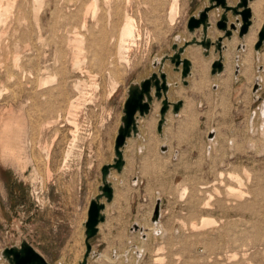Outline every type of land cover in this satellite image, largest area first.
Masks as SVG:
<instances>
[{
    "label": "rangeland",
    "instance_id": "rangeland-1",
    "mask_svg": "<svg viewBox=\"0 0 264 264\" xmlns=\"http://www.w3.org/2000/svg\"><path fill=\"white\" fill-rule=\"evenodd\" d=\"M29 1L31 0H26L25 3ZM89 1L58 0L59 5L55 3L51 8L46 6L42 8L43 19L40 27L41 35L46 40L42 45L43 52L39 51L41 55H38V64L31 66V69L37 71L41 67L44 71L43 75L55 76L57 83L54 82L41 89L36 88L31 94L26 84L29 77L18 73L17 77L22 78L8 79V73L4 74L3 71L0 73V92L2 91L0 95V257L5 248L12 247L23 239L19 235L18 219L20 209L28 205L45 211L35 229L39 234L38 242L35 243L39 252L50 264H79L86 251L84 221L87 220V210L91 197L99 193L98 187L102 184V167L113 163L115 158V140L122 124L124 101L129 88L132 84L140 83L152 73L158 72L160 66L155 65V62L174 55L175 45L181 47L193 38L201 39L200 30L194 33L189 31L188 21L192 16H198L199 12L210 2V0H179L176 14L171 17L173 0H131L127 10L135 19V33L128 43L129 51L125 53L130 60V66H127L118 61V50L116 49L122 22L114 24L113 21L105 18L100 25L103 24L106 29L103 25H99V29L98 27L93 28L91 34V30L81 29L83 19L81 12ZM229 1L236 5L239 0ZM104 6V0H99L100 13L101 11L105 13L106 6ZM77 13L82 15H77ZM65 16H71V25L69 24L71 28L77 26L86 35V46L81 63L85 62V59L87 63L81 64L80 68L76 69L73 66V54L68 52V54H61L62 56L59 55L61 52L57 51L58 46L54 40V33L59 29L58 25H61L62 18ZM230 18V24L237 23V19H240L242 23V18L235 17L232 13ZM106 21H108L107 24ZM217 21L211 25L209 30V37L214 42L224 34L217 27ZM51 25L55 29L51 30ZM40 27H37L39 33ZM235 33L240 40L239 44L230 46L231 40L226 38L225 43L229 48H223L222 53L233 50V48H236L234 50L238 54L248 52L246 45L238 49L243 40L239 36V31ZM22 36L23 33L19 29L11 40L22 42ZM48 38L52 40L49 39V42ZM258 38L259 33L252 47L253 80L248 81L242 75L243 66L238 61L239 57L237 61L235 59L233 61V84L228 86V89L219 83V79L226 74L225 69L221 73L212 74L213 63L220 55L215 45L211 46L208 53L201 45L194 44L190 47L193 49L198 47L200 50V56L204 62L202 67L209 65L207 78L205 74L202 84L203 90L198 93L193 90L196 86L194 81H200L201 70L199 71L200 68L194 65L192 56L188 55V48L183 54V58L192 61V73L187 78L188 85L183 83L182 73L176 70L175 65L170 60H166L163 70L167 72L171 85L169 99L172 102L183 100V107L187 106V100H192L196 102V106L184 107V112L179 115L171 110L161 134L158 131V122L162 103L155 102L152 113L140 125L143 132L142 139L132 137L128 141L125 149H127L126 156L130 172L127 170L125 173H118L113 170L111 173L110 181L115 189V198L112 203H107L105 210L107 219L102 223L99 235L91 241L93 254L89 259V264H181V262L182 264H239L244 261L258 264L257 259L260 257L254 256V251H249L251 254H248L246 259L242 255L243 250L251 245L250 241L248 243L243 238V233L252 230V227L245 223L251 221L250 225H254L257 220L250 212L248 215L247 210L239 207V203L241 204L244 200L238 203L233 200V196L228 194L229 186L245 190L244 192L247 193L253 189L254 184L260 183L257 186H264V133L262 131L263 120L260 118L264 110V83L261 81V75H264V58L262 59L264 45L258 51L255 49ZM16 71L12 74H17ZM64 77H67L68 81L69 88L66 91L68 95L65 92L62 99L58 97L57 100L55 97L41 96L48 89H52V85L56 87ZM214 79H218L217 82L213 83ZM32 80L36 84L35 77ZM115 83L118 90L112 94ZM76 85L79 87L78 91L74 88ZM180 91H183L181 95H179ZM71 95L80 96L76 110L77 127L68 120L69 103L67 104V101ZM48 121L54 122L46 127L45 124ZM7 125L9 136L22 141V157L28 160L25 168L15 164L14 160L2 153V135ZM76 130H79L77 140L73 143V131ZM212 133L215 136L210 138ZM216 136V141L211 142L210 140ZM259 136L262 137L259 138ZM164 148L167 150L163 151ZM68 152L70 156L66 161ZM185 165L191 169L189 172ZM230 171L233 173L235 171L240 175L244 180H242V185L228 178ZM221 173L224 176H221ZM185 188L187 193L185 192L183 197ZM4 199H7V205ZM59 201L68 203L73 211L76 209V216L69 219V223L56 228L55 221L52 220L57 219L58 214L55 211L49 212V207ZM158 203L160 214L158 218H155ZM199 208L202 210L199 211ZM234 209L238 210L237 214ZM203 218L215 220L216 226H208L204 230L200 229L195 232L193 223L199 225ZM241 218L244 219L241 220ZM235 220L237 223L234 222ZM156 223H159L160 231L155 234L153 228ZM136 225L139 226V230L135 229ZM205 237L208 239L205 240ZM238 239L241 243L244 242V245L242 244L244 247L240 242L238 243ZM210 243L212 246L209 245ZM238 244L241 248H238ZM234 252H237L235 257ZM112 258L115 260L114 263L111 262ZM1 263L9 264L3 257L0 258Z\"/></svg>",
    "mask_w": 264,
    "mask_h": 264
},
{
    "label": "bare ground",
    "instance_id": "bare-ground-1",
    "mask_svg": "<svg viewBox=\"0 0 264 264\" xmlns=\"http://www.w3.org/2000/svg\"><path fill=\"white\" fill-rule=\"evenodd\" d=\"M26 0H0V73L3 71L4 74L5 73H8V79H18L19 77L21 76H18L19 75L18 73H21L20 75L23 74L26 75L27 77H29V79L26 81V84L28 85V88H30L28 91L33 94L35 89L36 88H44L47 87V86H50V84L52 83H57L56 82V77L55 76H49L48 74L46 76L43 75L44 71H42V68L39 67L37 69V71H34L33 69H31V66L35 65V64H38V61H37V58H38V55H41L40 53L43 52L41 49H42V45H44V42H45V38L41 35V23H42V19H43V16L41 14V11L43 7H52L55 3L58 4V0H31L29 2H26ZM98 1L99 0H90L89 3L83 7L84 10H81L79 12L83 13L82 17V23H81V29L83 30H88L90 32V34L93 32V28L95 27H98L97 29H99V25L101 24L102 21L105 20V18L108 20V21H113L114 24L118 23V22H122L120 25V29H119V36H118V43H117V50H118V61H120V63H125L127 66H130V60L126 57L125 53L127 51H129V48H128V43H130L129 41L133 38L134 36V33H135V19L128 13V10H127V7L130 5L131 3V0H104V4L106 6V11L105 13L103 11H101V13L99 12V9H98ZM229 1V0H228ZM238 3V2H237ZM236 3V4H237ZM229 4L230 5H234L231 3V1H229ZM56 5V6H57ZM263 5H264V0H252L249 4V7L252 9L253 13H254V20L252 18V21H254V24H252V26L250 27V30H249V33L241 38L243 41L241 43V45L244 47V45L247 46V49H248V52L247 53H236L234 49L236 48H233V50H227L226 53H223L222 56H220L219 54V58L217 60H219L220 58L223 60V63L225 65V72H226V76L224 75V77H221L218 76L219 79V83L220 85L223 84L224 88L230 86L231 84H233V78H232V72H233V69H234V59L237 61L240 57V60H238L240 63H241V66H243V70H242V75L246 78V80L248 81H252L253 80V76L254 74L251 72V64H252V61H253V53H252V47H253V44L255 43V41L257 40V36H258V33L260 32V28L263 26L264 24V15H263ZM72 6V5H71ZM78 6V5H77ZM104 6V7H105ZM60 7V6H59ZM58 7V9H59ZM65 7V6H64ZM102 7V6H101ZM179 7V0H173L172 4H171V17H174V15L176 14V10L178 9ZM57 8V7H56ZM61 8V7H60ZM57 9V10H58ZM50 10V9H49ZM60 10V9H59ZM71 10V9H70ZM63 11V10H62ZM53 13V11H51ZM59 12V11H58ZM223 9L220 8V9H215L213 11L210 12V22H211V25L212 24H215V22L217 20H219L223 14ZM75 13V12H74ZM61 14V13H60ZM46 15V13H45ZM65 15V14H63ZM77 15H80L79 13H77ZM80 15V16H81ZM230 15H231V12L229 13V24L231 22V18H230ZM53 16V14H52ZM70 17L71 16H65L64 18H62V23L61 25H58L60 26L59 29H57L54 33V40H55V43L57 44L58 46V49L57 51L58 52H61L59 55H64V54H68L69 53H72L73 54V66L76 68H78L81 64L83 65V63L86 62V59H85V62L82 61L81 63V57L83 55V51L85 49V36L82 32L83 31H80L79 28L77 26H75V24L73 26V28H71L69 26L70 24ZM78 17V16H77ZM76 17V18H77ZM56 18V17H55ZM45 19V18H44ZM49 19V17H48ZM47 19V20H48ZM54 19V18H53ZM55 20H58V19H55ZM81 20V19H80ZM90 21H91V24H90ZM106 21V24L107 22ZM45 22V21H44ZM50 22V20H49ZM52 22V21H51ZM59 22V20H58ZM74 22V21H73ZM80 22V21H79ZM72 23V22H71ZM111 25H112V22H110ZM48 24V23H47ZM80 24V23H79ZM105 24V25H106ZM109 24V23H108ZM113 24V25H114ZM43 25V24H42ZM49 25V24H48ZM71 25V24H70ZM89 25V27H88ZM103 25V24H102ZM100 25V26H102ZM110 25V26H111ZM79 26V27H80ZM104 26V25H103ZM37 27H40V33L37 31ZM52 29L53 30V25H51ZM43 28V27H42ZM105 28V26H104ZM211 28V27H210ZM209 28V30H210ZM21 30L22 33H23V36H22V42H16L14 40V42H12V38H14V35L17 33V30ZM55 29V28H54ZM106 29V28H105ZM215 29V28H214ZM44 29H42L43 31ZM48 30V28H47ZM95 30V29H94ZM201 32L203 31V29H199ZM216 30V29H215ZM106 31V30H105ZM198 31V30H197ZM214 31V30H213ZM239 31V30H238ZM97 32V31H96ZM100 32V30H99ZM102 32V31H101ZM107 32V31H106ZM217 32V31H216ZM215 32V33H216ZM224 32V31H223ZM236 31H234V36H232L231 38H229L231 40V43H229V45L231 46L233 44V46H236L237 44H239L240 40L237 38ZM20 33V31H19ZM104 33V31H103ZM221 33V31H220ZM219 33V34H220ZM99 34V33H97ZM211 34V33H210ZM213 34V33H212ZM18 35V34H17ZM50 35H51V31H50ZM49 35V36H50ZM96 35V34H95ZM115 35V34H114ZM215 35V34H214ZM225 35V32L223 35L221 36H224ZM19 36V35H18ZM53 35H51L52 37ZM90 36V35H89ZM108 36H110L108 34ZM220 36V37H221ZM17 37V36H16ZM48 37V36H47ZM100 37V36H99ZM208 37H209V31H208ZM97 38V37H96ZM95 38V40H96ZM210 38V37H209ZM228 38V37H226ZM225 38V39H226ZM16 39V38H15ZM52 40V38H48L47 40L50 42V40ZM107 39V38H106ZM225 39L223 41V44H224V48L225 47H228L227 46L228 44L225 43ZM53 40V41H54ZM94 40V38L92 39ZM101 40V39H100ZM114 40V39H113ZM198 40H202V35H201V39H198ZM102 41V40H101ZM192 41L189 40V42ZM52 42V41H51ZM90 42V41H89ZM106 42V41H104ZM109 42V41H108ZM113 42V41H112ZM214 42V41H213ZM99 43V42H98ZM114 43V42H113ZM97 43H95L96 45ZM106 44V43H105ZM94 45V44H93ZM92 45V46H93ZM101 46V45H100ZM192 45H190L189 47H187V53L188 55L192 56L193 58V61H194V65L198 66L199 71L201 70V73H200V81H194L195 83V87L193 90H196L195 92H200L201 90H203V87H202V84H203V80H204V77H205V74H206V78H207V73H208V70H209V65H207L205 68L202 67V63L204 64L203 62V59L202 57L200 56V50H198V47H196L197 49H193V48H190ZM240 46V45H239ZM44 47V46H43ZM98 47V46H97ZM195 47V46H194ZM242 47V48H243ZM90 48V46H89ZM92 48V47H91ZM99 48V47H98ZM204 48V47H203ZM44 49V48H43ZM50 49V48H49ZM52 49V47H51ZM50 49V50H51ZM94 49V48H93ZM41 50V51H40ZM46 50V49H45ZM53 50V49H52ZM40 51V53H39ZM86 51V50H85ZM241 51V50H240ZM52 52V51H51ZM94 52V51H93ZM98 52V51H97ZM212 52V51H211ZM244 52V51H243ZM89 54V53H88ZM86 53V55H88ZM91 54H92V51H91ZM109 54V53H108ZM211 54V53H210ZM213 54V53H212ZM234 54V55H233ZM58 55V58L60 57ZM61 55V56H62ZM90 55V54H89ZM88 55V56H89ZM87 56V57H88ZM95 56V55H93ZM212 56V55H211ZM234 56V57H233ZM100 57V56H99ZM102 57V56H101ZM62 58V57H61ZM65 59V57H63ZM62 58V59H63ZM108 58V57H107ZM264 57L262 56V59ZM60 59V58H59ZM100 59V58H99ZM159 59V58H158ZM67 60V58H66ZM209 60V59H208ZM215 59V61H217ZM211 61H213L211 59ZM210 61V62H211ZM62 62V60H61ZM106 62V61H105ZM158 62L160 63V60H158ZM206 62V61H205ZM208 62V61H207ZM264 62V61H263ZM67 62L65 61V64ZM87 63V62H86ZM60 64V63H59ZM63 64V63H62ZM103 64V63H102ZM86 65V64H84ZM194 66V67H195ZM23 67V68H22ZM73 67V68H74ZM22 68V70H20ZM46 68V67H45ZM61 68L62 65H61ZM80 68V67H79ZM66 69V68H65ZM114 69V68H113ZM164 69V68H163ZM17 70V71H16ZM63 70V69H62ZM14 71H16L17 74H12L14 73ZM66 71V70H65ZM198 71V69H197ZM181 72V71H180ZM192 73V72H191ZM153 74V73H152ZM151 74V75H152ZM25 76V77H26ZM35 77V81H36V84H34V81L32 79H34ZM22 78V77H21ZM67 78V77H66ZM65 77L60 81L58 82L59 84L54 87L55 85H52V89L50 88V90L48 89L46 92L42 93L41 96H51V98L55 97V99H59L61 97H63L64 93L67 91V89L69 88L68 86V81ZM169 78V76H168ZM171 78V77H170ZM212 78V77H211ZM214 78V77H213ZM212 78V79H213ZM7 79V80H8ZM195 79V78H194ZM25 80V79H24ZM209 80V79H208ZM218 80V79H217ZM217 80L214 79L213 83L214 82H217ZM237 80V79H236ZM21 81H23L21 79ZM207 81V80H206ZM235 81V79H234ZM261 81L264 83V75H261ZM9 83L11 81H8ZM79 82V81H78ZM23 83V82H22ZM209 83L211 84V81L209 80ZM138 84V83H137ZM170 84V82H169ZM193 84V85H194ZM80 85V84H79ZM226 85V86H225ZM264 85V84H263ZM114 88L113 89V93L112 94H115L116 91L118 90V86L116 85V83L114 84ZM209 86V85H208ZM222 87V86H221ZM1 88V87H0ZM27 88V89H28ZM76 90L78 91L77 88V85L76 87ZM229 88V87H228ZM227 88V89H228ZM4 90V89H3ZM231 90V88H230ZM229 90V91H230ZM74 91V90H72ZM183 91H180L179 92V95L182 94ZM220 92V91H219ZM217 92V93H219ZM226 92V91H225ZM2 91L0 92V95H1ZM67 95H68V92H66ZM75 93V92H73ZM4 94V93H3ZM70 94V93H69ZM76 94V93H75ZM203 94V93H202ZM210 94V93H209ZM220 94V93H219ZM66 95V94H65ZM218 95V94H217ZM216 95V96H217ZM185 96V95H184ZM229 96V95H228ZM2 97V96H1ZM59 97V98H58ZM66 97V96H65ZM69 101H67V104H68V120L75 126L77 127V113H76V110L78 109V104H79V101H80V96L77 97V95H74V96H69ZM211 97V95H210ZM218 98V96H217ZM228 98V97H227ZM68 99V98H67ZM224 99V98H223ZM247 99V98H246ZM222 100V98H221ZM64 101V102H65ZM225 101V100H224ZM223 101V102H224ZM161 102V101H160ZM157 103V102H156ZM186 105L187 106H184V107H188V108H193L196 106V102L192 101V100H187L186 101ZM160 104V103H159ZM224 104V103H223ZM226 106V105H225ZM172 107V106H171ZM184 107L180 110L181 112L178 113L179 114H182L184 112ZM246 108V107H245ZM244 108V109H245ZM226 109V108H225ZM172 110V109H171ZM170 110V111H171ZM196 110V109H195ZM158 111V110H157ZM220 113V112H219ZM185 114V113H184ZM226 115V114H225ZM216 117V116H215ZM258 117V116H257ZM260 118L263 120V124H262V131L264 133V110L262 111L261 115H260ZM145 119L147 118H141L140 119V125L142 122L146 121ZM155 120V119H154ZM160 120V119H159ZM168 120V119H167ZM54 121H48L45 126L46 127H49L51 126V124H53ZM154 122V121H153ZM156 122V121H155ZM191 122V121H190ZM255 122V121H254ZM167 123V122H166ZM146 124V123H145ZM149 124V123H148ZM173 124V123H172ZM143 125V124H142ZM147 125V124H146ZM260 125V124H259ZM44 126V125H43ZM172 126V125H171ZM170 126V127H171ZM143 127V126H142ZM45 128V127H44ZM150 128V127H149ZM78 129V128H77ZM181 129V128H180ZM220 129V128H219ZM260 130V129H259ZM77 131L79 130H76V131H73V143L76 142L77 140ZM153 131V130H152ZM150 132V131H149ZM185 133V132H184ZM249 133V132H248ZM180 134V133H179ZM260 134V133H259ZM258 135V134H257ZM256 136V135H254ZM254 136H251L254 138ZM180 137V136H179ZM222 137V136H221ZM262 137V136H261ZM259 136V138H261ZM139 138V137H138ZM256 138V137H255ZM258 138V136H257ZM131 139V138H130ZM128 139V141L130 140ZM184 139V138H183ZM182 139V140H183ZM217 139V136L214 138V139H211L210 141L211 142H214L216 141ZM236 139V138H235ZM263 139V138H262ZM2 153H4V156H8L9 158H11L12 160H14L15 164L17 163L18 165L22 166V168H25L27 167V164H28V160L27 159H24L22 157V151H23V147H22V141L18 138H15V137H11L9 136V127L8 125L4 128V133L2 135ZM150 140V139H149ZM251 140L253 141V139L251 138ZM264 140V139H263ZM134 141V140H133ZM237 141V139H236ZM149 142V141H148ZM168 142V141H167ZM178 142V141H177ZM219 142V141H218ZM262 142V141H261ZM150 143V142H149ZM238 143V142H237ZM257 143V141L255 142ZM264 143V142H263ZM179 144V143H178ZM171 145V144H170ZM256 145V144H255ZM214 146V144H213ZM236 146V145H235ZM257 146V145H256ZM255 146V148H257ZM181 147V146H180ZM217 147V145H216ZM242 148V146H240ZM240 148V150L242 151V149ZM217 149V148H216ZM237 149V148H236ZM235 149V151H236ZM239 149V148H238ZM250 149V148H249ZM253 149V148H252ZM171 150H173L171 148ZM170 150V152H171ZM187 150V149H186ZM184 150V151H186ZM244 150V149H243ZM251 150V149H250ZM256 149H254L255 151ZM71 151V150H70ZM234 151V153H235ZM238 151V150H237ZM173 152V151H172ZM187 152V151H186ZM264 152V151H263ZM50 153V152H49ZM259 153V152H258ZM157 154V153H156ZM135 155V154H134ZM181 155V153H180ZM188 155V154H187ZM70 156V152L67 153V158H66V161L68 160ZM189 156V155H188ZM127 157V156H126ZM132 157V156H131ZM48 158V157H47ZM149 158V157H148ZM158 158V157H157ZM225 158V157H224ZM144 159V158H143ZM170 159V158H169ZM188 160V159H187ZM166 161V160H165ZM184 161V160H183ZM179 162V161H178ZM193 163V162H192ZM178 163H176L177 165ZM185 164V163H184ZM189 164V163H188ZM143 165V164H141ZM146 165V164H145ZM172 165V164H171ZM174 165V164H173ZM131 166V165H130ZM133 166V165H132ZM183 166V165H182ZM186 166V165H185ZM191 166V165H190ZM144 167V166H143ZM160 167V166H159ZM188 168V166H186ZM195 167V166H194ZM232 167V166H231ZM131 168V167H130ZM148 168V167H147ZM164 169V168H163ZM186 169V168H185ZM157 170V169H156ZM178 170V169H177ZM189 169L188 168V172H189ZM129 171V170H128ZM161 171V170H160ZM170 171V170H169ZM50 172V171H49ZM130 172V171H129ZM157 172V171H156ZM166 172V171H165ZM172 172V171H170ZM239 172V171H238ZM132 173V172H131ZM159 173V172H158ZM249 173V172H248ZM258 173V172H257ZM117 174V173H116ZM115 174V175H116ZM141 174V173H140ZM175 174V173H174ZM217 174V173H216ZM194 175V174H193ZM259 175V174H258ZM262 175V174H261ZM189 176V174H188ZM195 176V175H194ZM221 176H224L223 173H221ZM113 177V175H112ZM117 177V176H116ZM126 177V176H125ZM33 178V177H32ZM187 178V176H186ZM185 178V179H186ZM193 178V177H192ZM218 178V177H217ZM221 178V177H220ZM228 178L238 182L240 185L243 184V179L240 177L239 174L234 173L233 172H229L228 173ZM258 178V177H257ZM262 178V177H260ZM194 179V178H193ZM223 179V178H222ZM243 180V181H242ZM263 180V179H262ZM153 181V180H152ZM190 181V180H189ZM212 181V180H211ZM219 181V180H218ZM259 181V180H258ZM148 182V181H147ZM247 182V181H246ZM263 182V181H262ZM160 183V182H159ZM179 183V181H178ZM152 184V183H151ZM181 184V183H180ZM214 184V183H213ZM217 184V183H216ZM264 184V183H263ZM262 184V185H263ZM115 185V184H114ZM176 185V184H175ZM184 185V184H183ZM188 185V184H187ZM247 185V184H246ZM245 185V186H246ZM257 185H260V183L258 184H254V187L253 189H250L247 192H244L243 190L241 189H238L236 187H232V186H229L228 188V194L233 196V200L234 201H237L239 203V201H242L244 200V202L241 204L237 203V205L243 209V210H247V213L249 215V212L254 215L255 219L257 220V222H254V225H250V223L246 222L245 224H249L248 226L252 227V230L251 231H246L245 233H243V238H245L247 240V242L249 243L250 241V246H248V248H245L243 251H244V254H242L244 256V258L246 259V256L248 254H251L249 253V251H254V256L256 255V257H260V259H257L259 260L257 263L258 264H264V186H257ZM117 186V185H116ZM250 186V185H249ZM257 186V187H255ZM247 187V186H246ZM171 188V187H170ZM189 188V187H188ZM242 188V187H241ZM251 188V187H250ZM202 189V188H201ZM205 189V188H204ZM120 190V189H119ZM130 190V189H129ZM134 190V189H133ZM148 190V189H147ZM153 190V189H151ZM197 190V189H196ZM203 190V189H202ZM125 191V190H124ZM171 191V190H170ZM187 191V189L185 188L184 191H183V197H184V194L185 192ZM192 191V190H191ZM204 191V190H203ZM165 192V191H163ZM196 192V191H195ZM194 192V193H195ZM126 193V192H125ZM187 193V192H186ZM215 193V192H214ZM213 196V195H212ZM211 196V197H212ZM124 198V196H123ZM177 198V197H176ZM202 198V197H201ZM205 199V198H204ZM223 199V198H221ZM228 199V198H227ZM129 200V199H128ZM180 200V199H179ZM232 200V201H233ZM190 201V200H189ZM217 200H215L216 202ZM231 201V200H230ZM233 201V203H234ZM205 202V201H204ZM172 203V202H171ZM194 202H192L193 204ZM212 203V202H211ZM223 203V202H222ZM201 204V203H200ZM208 203H206L207 205ZM235 204V203H234ZM110 205V204H109ZM191 205V204H190ZM197 204H195L196 206ZM221 205V204H220ZM219 205V206H220ZM126 206V205H125ZM202 206V205H201ZM200 206V207H201ZM218 206V205H217ZM230 206H232L230 204ZM109 207V206H108ZM191 207V206H190ZM199 207V205H198ZM223 207V206H222ZM233 207V206H232ZM236 207V205H235ZM127 208V207H126ZM195 208V207H193ZM203 208V207H202ZM205 208V207H204ZM170 209V208H169ZM200 209V208H199ZM215 209V208H213ZM229 209V208H228ZM236 209V208H235ZM234 209V210H235ZM238 209V208H237ZM193 210V209H192ZM196 211V209H194ZM202 209H200L199 211H201ZM216 210V209H215ZM223 210V209H222ZM233 210V208L231 209ZM239 210V209H238ZM238 210L234 211L236 212V214L238 213ZM228 211V210H227ZM197 212V211H196ZM243 212V211H242ZM241 212V213H242ZM246 212V211H245ZM244 212V213H245ZM193 213V212H192ZM226 213V211H225ZM189 214V213H188ZM201 214V213H200ZM221 214V213H220ZM243 214V213H242ZM175 215V214H174ZM129 216V215H128ZM196 216V215H195ZM199 216V215H198ZM250 217V216H249ZM247 217V218H249ZM146 218V217H145ZM179 218V217H177ZM229 219V218H228ZM240 219V218H239ZM244 219V218H241V220ZM250 219V218H249ZM176 220V219H175ZM220 220V219H219ZM230 220V219H229ZM248 220V219H246ZM181 221V220H180ZM249 221V220H248ZM149 222V221H148ZM216 221L213 220V219H209V218H203L201 223L199 225L193 223V229L198 231V230H204L206 227L208 226H216L215 223ZM232 223V221H230ZM229 222V223H230ZM236 222V220L234 221ZM245 222V221H243ZM121 223V222H120ZM186 223V222H185ZM228 223V225H229ZM237 223V222H236ZM234 223V225L236 224ZM240 223V222H239ZM253 223V222H252ZM149 224V223H148ZM221 224V223H220ZM226 224V223H225ZM224 224V225H225ZM102 225V224H101ZM101 225H100V228H101ZM237 225V224H236ZM242 225V224H241ZM159 226V223H156L154 224V228H153V231L154 233H158L160 231V229L158 228ZM180 226V225H179ZM232 226V225H230ZM169 227V226H168ZM249 227V228H250ZM218 228V227H217ZM232 228V227H231ZM236 228V227H235ZM172 229V228H171ZM208 229V228H207ZM220 229H223L220 227ZM229 229V228H228ZM234 229V228H233ZM238 229V228H237ZM240 229V227H239ZM167 230V229H166ZM230 230V229H229ZM243 230V229H242ZM168 231V230H167ZM227 231V230H225ZM231 231V230H230ZM236 231V230H235ZM201 232V231H200ZM205 232V231H204ZM220 232V230H219ZM234 232V231H233ZM238 232V230H237ZM85 233V232H84ZM83 233V234H84ZM207 233H208V230H207ZM222 233V232H221ZM230 233V232H229ZM240 233V231H239ZM149 234V233H148ZM218 234V232H217ZM225 234V233H224ZM228 234V233H227ZM226 234V235H227ZM236 234V233H235ZM115 235V234H114ZM166 235V234H165ZM187 235V234H186ZM194 235V234H193ZM209 235V234H208ZM223 236V234H221ZM233 235V234H232ZM239 235V234H238ZM151 236V235H150ZM207 236V235H206ZM219 236V235H218ZM237 236V234H236ZM235 236V237H236ZM240 236H242L240 234ZM117 237V236H116ZM127 237V236H126ZM161 237V236H160ZM169 237V236H168ZM208 237V236H207ZM210 237V236H209ZM213 237V236H211ZM210 237V238H211ZM225 237V235H224ZM232 237V236H231ZM234 237V238H235ZM177 238V237H176ZM206 238V237H205ZM216 238V237H215ZM214 238V239H215ZM238 238V237H237ZM240 238V237H239ZM242 238V239H243ZM195 239V238H194ZM204 239V238H203ZM208 238H206L205 240H207ZM212 239V241L214 240ZM233 240V237L231 238ZM230 239V240H231ZM241 239V238H240ZM238 239V243L240 242ZM221 240V239H220ZM231 240V241H232ZM244 240V239H243ZM112 241V240H111ZM166 242V241H165ZM194 242V241H193ZM192 242V243H193ZM214 242H216L214 240ZM219 242V241H218ZM236 242V241H235ZM245 242V240H244ZM242 241L241 245L244 243ZM109 243V242H108ZM196 243V242H195ZM203 243V242H202ZM208 243V242H206ZM212 243V242H211ZM211 243L209 245H211ZM237 243V242H236ZM235 243V244H236ZM111 244V243H110ZM142 244V243H141ZM216 244V243H214ZM221 244V243H220ZM146 245V244H145ZM163 245V244H162ZM196 245V244H195ZM208 245V246H209ZM233 245H234V242H233ZM244 245V244H243ZM242 245V246H243ZM84 246V245H83ZM212 246V245H211ZM214 246H217V245H214ZM246 246V245H245ZM77 247V246H76ZM82 247V246H81ZM162 247V246H161ZM166 247V246H165ZM232 247V246H230ZM244 247V246H243ZM84 248V247H82ZM81 248V249H82ZM211 248V247H209ZM214 248V247H213ZM217 249V247H215ZM223 248V247H222ZM227 248V247H226ZM238 248H241V246H239L238 244ZM160 249V248H159ZM77 250V249H75ZM154 250V249H153ZM163 250V249H162ZM205 250V249H204ZM72 251V250H71ZM78 251V250H77ZM181 251V250H180ZM220 251V250H219ZM218 251V252H219ZM229 251V249H228ZM233 251V250H232ZM239 251V250H238ZM156 252V251H155ZM184 252V251H183ZM210 252V251H209ZM82 253V252H81ZM80 253V254H81ZM191 253V252H190ZM228 253V252H227ZM235 253V252H234ZM232 253V254H234ZM237 253V252H236ZM236 253L235 255H233L234 257L236 256ZM79 254V255H80ZM204 254V253H203ZM221 253H219L220 255ZM231 254V255H232ZM78 255V256H79ZM218 255V256H219ZM77 256V255H76ZM189 256V255H188ZM193 256V255H192ZM222 256V255H221ZM224 256V255H223ZM2 257V256H1ZM0 257V258H1ZM216 257V256H215ZM75 258V257H74ZM151 258V257H150ZM149 258V260H150ZM165 258V257H164ZM191 258V257H190ZM233 258V257H232ZM214 259V258H213ZM218 259V258H217ZM244 259V260H245ZM252 259V258H251ZM101 260V258H100ZM216 260V259H215ZM225 260H227L225 258ZM256 260V261H257ZM114 259L112 258L111 259V262L114 263ZM208 261V260H207ZM165 262V260H164ZM203 262V261H202ZM218 262V261H217ZM201 263V262H199ZM229 263V262H228ZM232 263V262H230ZM236 263H239V262H236ZM244 263L246 264H251V261L250 262H247V261H244ZM244 263H239V264H244ZM3 264V263H1ZM156 264V263H155ZM177 264V263H176ZM182 264V262H181ZM204 264V263H203ZM208 264V263H207Z\"/></svg>",
    "mask_w": 264,
    "mask_h": 264
},
{
    "label": "water",
    "instance_id": "water-1",
    "mask_svg": "<svg viewBox=\"0 0 264 264\" xmlns=\"http://www.w3.org/2000/svg\"><path fill=\"white\" fill-rule=\"evenodd\" d=\"M252 0H239L236 5H230L228 0H210L209 5L199 12L198 16H192L188 21V29L194 33L199 29L202 31V40L193 38L192 41H186L184 46H174L176 52L172 56L164 57L155 62V65L160 66L158 72H154L150 77L142 80L140 83H134L130 86L128 91V98L124 104L122 124L118 130V135L115 140V158L113 163L106 164L102 167V184L99 186V193L92 198L89 209L88 217L85 226V244L86 251L83 259L79 264H89V259L93 254L92 240L99 235L100 225L106 221L105 210L107 203H112L115 198V189L113 183L110 181L111 173L116 170L118 173H122L125 165V148L128 144V139L137 137L140 133V119L146 118L152 112V107L155 99L161 101L162 107L160 110V120L158 122V131L163 133V128L167 122V115L172 109L174 114H178L184 105L183 100L172 102L169 99V92L171 85L169 84V78L167 72L163 70L166 60H170L178 72L182 73V80L185 85H188L187 78L192 71V61L188 58H183L187 47L190 45H201L205 48L206 53L209 52L211 46L215 45L217 51L222 56L223 41L226 37L231 38L234 31L239 30V36L243 38L249 33L250 27L253 24V11L249 7ZM223 9L221 18L217 21V27L225 32L224 36H221L213 42L208 37V31L211 27L210 12L215 9ZM232 13L235 17H241L237 19V23L229 24V13ZM240 24V25H238ZM264 45V24L259 32V38L255 45V49L258 51ZM243 46L240 45L238 49ZM225 69L223 60L220 58L213 63L212 74L221 73ZM172 106V107H171ZM215 135L212 133L210 138ZM167 149H163L165 151ZM160 214L159 203L155 210V218H158ZM135 229L139 230V226L136 225ZM143 232V230L140 228ZM2 257L9 264H50L47 259L37 251L28 241H23L20 246H12L5 248L2 251Z\"/></svg>",
    "mask_w": 264,
    "mask_h": 264
},
{
    "label": "crops",
    "instance_id": "crops-1",
    "mask_svg": "<svg viewBox=\"0 0 264 264\" xmlns=\"http://www.w3.org/2000/svg\"><path fill=\"white\" fill-rule=\"evenodd\" d=\"M128 98V95L127 97L125 98V101H124V104L126 102ZM155 102H160L158 100L155 99L154 101V104ZM153 104V106H154ZM152 111H153V107H152ZM152 113V112H151ZM160 119V118H159ZM142 139L143 137V132L141 130V126H140V133L137 137H133L135 139H139V138ZM126 152H127V149H125V159H126V165H125V168L123 170V172L125 173L128 169H129V165H128V160H127V157H126ZM114 161V159H113ZM122 172V173H123ZM99 188V187H98ZM95 196L91 197V200L92 198H94ZM90 200V202H91ZM4 203L7 205V199H4ZM90 205V204H89ZM72 209V207L66 203V202H62V201H59L57 204H54V205H51L49 207V212H54L57 213V219H53L52 221H55V227H59V226H63V224L65 223H69L70 220L69 219H73L74 216H76V209L75 211H70ZM89 209V207H88ZM71 212V214H70ZM45 213L44 210H38L36 208H32L31 206H28L26 205L25 208H22L20 209V214H19V235L23 238L21 239L20 243H15V245H12V246H20V244L23 242V241H28L37 251L38 248L36 247L35 243L38 242V237H39V234H38V231H35L36 227L39 225L40 223V219H41V216ZM87 217H88V210H87ZM86 222V220L84 221V223Z\"/></svg>",
    "mask_w": 264,
    "mask_h": 264
}]
</instances>
